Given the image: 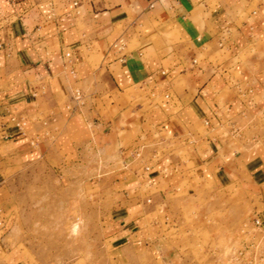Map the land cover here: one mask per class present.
<instances>
[{"label":"crops","instance_id":"1","mask_svg":"<svg viewBox=\"0 0 264 264\" xmlns=\"http://www.w3.org/2000/svg\"><path fill=\"white\" fill-rule=\"evenodd\" d=\"M263 42L264 0H0V176L118 155L120 260L175 264L185 201L263 215Z\"/></svg>","mask_w":264,"mask_h":264},{"label":"rangeland","instance_id":"2","mask_svg":"<svg viewBox=\"0 0 264 264\" xmlns=\"http://www.w3.org/2000/svg\"><path fill=\"white\" fill-rule=\"evenodd\" d=\"M258 55L264 61V42ZM251 133L261 135L249 132L251 141ZM107 155L92 152L70 166L72 176L33 165L26 176H0V264H128L110 239L121 201L111 174L123 163ZM217 191L185 201L180 229L169 232L175 264H264V209L256 224L251 197L236 186L232 195Z\"/></svg>","mask_w":264,"mask_h":264},{"label":"built area","instance_id":"3","mask_svg":"<svg viewBox=\"0 0 264 264\" xmlns=\"http://www.w3.org/2000/svg\"><path fill=\"white\" fill-rule=\"evenodd\" d=\"M66 56H67V57H71V53H70V52L66 53ZM76 95H77V98H78V99H81V96H82V95H81V92L78 91ZM254 222H255L256 224H260V223H261V219H260L259 217H257V218H255Z\"/></svg>","mask_w":264,"mask_h":264}]
</instances>
